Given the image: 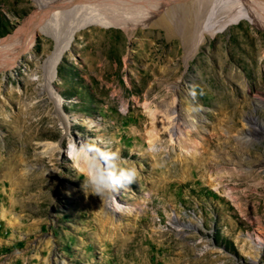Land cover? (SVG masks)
<instances>
[{
    "label": "rangeland",
    "instance_id": "374dc122",
    "mask_svg": "<svg viewBox=\"0 0 264 264\" xmlns=\"http://www.w3.org/2000/svg\"><path fill=\"white\" fill-rule=\"evenodd\" d=\"M48 1L0 0V40ZM155 1L135 0L128 29L84 23L68 6L0 70V264H264V1L251 4L256 22L212 0L191 41L184 10L172 37L154 22L193 0ZM70 32L56 103L45 61ZM174 99L190 123L170 140ZM252 126L261 131L242 137ZM70 137L102 141L137 169L139 181L117 189L132 212L105 219L100 196H85L62 153ZM242 158L263 166L243 171Z\"/></svg>",
    "mask_w": 264,
    "mask_h": 264
},
{
    "label": "bare ground",
    "instance_id": "6f19581e",
    "mask_svg": "<svg viewBox=\"0 0 264 264\" xmlns=\"http://www.w3.org/2000/svg\"><path fill=\"white\" fill-rule=\"evenodd\" d=\"M254 1H259L260 3L264 0H229L228 6L230 7V10L234 12L232 13L233 16L235 14H237L238 16L247 15L254 18L256 22H261L262 19L255 15V7L251 5L254 3ZM48 2L49 3H44L42 6H40L33 15L25 20L24 29L18 28L13 34L6 35L0 40V70L12 67L18 60L21 53L31 49L34 42V31L41 24L40 22L44 17L56 14L57 12L65 9L68 6L71 7L75 13H80L84 15V17H86L84 23L92 22L94 25H117L128 29L135 24V19H138L135 17V19H131L130 16H127L125 14V12L131 6L136 7L135 0H75V3L72 0H49ZM152 3L153 6L158 7L160 6L159 4L161 2L153 0V2H151L150 4ZM209 3H212V0H193L192 2L182 4L181 6H179V8L175 7L177 9L172 12L170 11L165 14H161L159 17H157V19H155L154 23L164 28L169 37L179 34L182 31L181 28L178 29L180 26L178 27L177 19L180 16L181 10H184V20L187 24V31H184L188 41V39L190 40V38H192L194 34L199 33L202 23L206 21L207 15L205 14L208 10L207 6L210 5ZM256 7H258V5ZM41 11L43 12V14H41ZM233 16L231 17V19L233 18ZM142 17H144V15ZM174 23L176 26L174 25ZM71 33L72 32H70L69 36L65 38H62L61 36H59V38L57 37L55 49L45 61L46 82L44 84L46 85L47 90L51 93L52 98L56 101V103H58V100L55 92H53L51 89V81L55 75L57 64L61 56L63 55L65 48L69 44ZM188 43L189 42H187V44ZM171 103L174 105V108L170 107L166 110V118L169 122V133L171 135L170 140L171 138H174V135H181L183 134V132H186L189 129L188 126L190 123L189 119L186 118L183 112L179 109V102L174 99L171 101ZM149 113L153 118H155L157 115V111L150 108ZM259 131H261V129L253 126L249 127L246 131L249 134H243L242 137L252 138V136H250V133H253L255 135ZM154 135L155 134L153 131L149 132V139L151 142H154L156 140V137ZM201 142L199 140H196L193 146L185 148V152L196 153ZM262 166L263 164L259 161H253L249 158H242L239 162H237L235 167L250 173L258 170ZM114 195L116 201H114L110 196H106L103 202L102 198L100 197V204L102 207L101 213L105 219H109L112 221L119 220L120 216L124 212H132L133 208L129 203L123 201L121 195H119L117 190L115 191ZM177 224L180 227L182 233H187L191 230L189 227L190 224L187 222L181 221ZM258 239H261L262 243L260 244V247L264 249V233L259 234ZM42 251L43 250L41 249V253ZM43 262L46 263L47 261L44 259Z\"/></svg>",
    "mask_w": 264,
    "mask_h": 264
},
{
    "label": "clouds",
    "instance_id": "9594fccd",
    "mask_svg": "<svg viewBox=\"0 0 264 264\" xmlns=\"http://www.w3.org/2000/svg\"><path fill=\"white\" fill-rule=\"evenodd\" d=\"M62 153H66L77 176L83 177L82 188L85 196L97 195L103 202L106 196H110L116 201L114 193L118 188L129 191L130 186L139 181L137 169L123 166L124 158L119 151L113 150L102 141L96 139L77 141L70 137ZM143 195L145 200L150 198L147 192Z\"/></svg>",
    "mask_w": 264,
    "mask_h": 264
}]
</instances>
